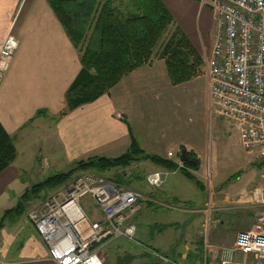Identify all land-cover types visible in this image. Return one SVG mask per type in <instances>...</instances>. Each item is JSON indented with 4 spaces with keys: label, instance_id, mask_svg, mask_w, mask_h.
Instances as JSON below:
<instances>
[{
    "label": "crops",
    "instance_id": "1",
    "mask_svg": "<svg viewBox=\"0 0 264 264\" xmlns=\"http://www.w3.org/2000/svg\"><path fill=\"white\" fill-rule=\"evenodd\" d=\"M161 2L175 26L202 59L205 70V61L211 55L215 38V16L199 0ZM8 34L18 40V49L0 82V125L12 139L17 155L11 165L0 173V199L7 197L13 187L21 184L19 174L25 170H17L16 164L30 163L29 176L36 178L45 174L47 169H71L76 162L92 158L114 159L128 150L131 133L145 154L173 162L176 169L168 170L149 161H139L134 163L133 175L117 170L108 174L97 173L106 178L109 173L112 174L113 178L108 179L140 195L136 211L129 218L135 225L136 243H129L143 254L169 258L171 261L168 264H205L206 253L202 255L196 244L209 243V237H212V244L218 247L228 231L234 242L237 232L252 229L244 226L233 231L228 219H216L218 208L223 209L224 203L239 204L237 208L231 206L230 211L239 220L242 219L250 212L247 207L249 194L245 195L241 188L232 187L224 193L221 180H218L217 186L215 175L216 192L213 195L207 193L205 184L208 185L212 177L206 182L204 176L207 168L211 170V165L204 166L201 156L209 149L213 151V148L206 138L199 146L180 137L167 139L164 133L166 128L156 130L147 124L143 126L145 122L154 120V108L160 105V100L166 106L165 101L171 95L172 88L186 84H170L164 60L153 57L95 102L60 117L65 109V94L81 70L80 53L48 1L0 0V43ZM202 90L210 120L208 80L202 85ZM183 150L199 161L198 171L189 172L201 183L202 189L184 178L179 170L177 161ZM169 153L172 158H168ZM41 168L45 169L41 171ZM154 171L164 174L163 184L158 189L148 187L144 181L145 176ZM128 176L133 180L129 181ZM62 187L41 193L25 205L22 214H7L9 219L3 221L0 228V259L3 264H56L50 259L46 244L27 214L30 211L41 212L46 198L58 196ZM78 205L90 222L101 220V214L91 197L81 198ZM14 207L2 211V216ZM210 227L211 234L208 236ZM205 235L208 239H205ZM118 241L128 242L119 239L103 247L108 252ZM160 250L169 256L161 255Z\"/></svg>",
    "mask_w": 264,
    "mask_h": 264
},
{
    "label": "built area",
    "instance_id": "2",
    "mask_svg": "<svg viewBox=\"0 0 264 264\" xmlns=\"http://www.w3.org/2000/svg\"><path fill=\"white\" fill-rule=\"evenodd\" d=\"M199 1L216 23L211 55L205 61L209 113L229 123L242 150L253 157L260 181L248 196L258 208L256 230L237 232L233 247L222 248L219 260L210 264H264V0ZM17 49L12 34L0 43V82ZM144 181L158 189L164 174L151 172ZM86 196L100 212V221L90 222L79 207ZM139 200L135 191L96 173H84L66 182L58 196L46 198L41 212L30 211L27 218L56 264H103L101 248L109 241L136 243L135 225L128 218ZM1 247L0 239V254Z\"/></svg>",
    "mask_w": 264,
    "mask_h": 264
},
{
    "label": "trees",
    "instance_id": "3",
    "mask_svg": "<svg viewBox=\"0 0 264 264\" xmlns=\"http://www.w3.org/2000/svg\"><path fill=\"white\" fill-rule=\"evenodd\" d=\"M47 1L80 53L81 70L65 94V109L60 117L95 102L153 57L164 60L173 86L199 76L202 59L175 26L161 0ZM16 155L12 139L0 125V173L11 165ZM186 156L190 162H182L183 168L179 170L184 178L201 188V183L189 172L198 171L199 161L191 153H186ZM139 161H149L168 170L176 169L173 162L145 154L130 133L129 149L122 156L80 161L66 172L46 177L26 189L17 205L4 216L24 213L27 203L41 193L64 185L77 172L93 170L107 173ZM229 182L230 179L226 185ZM2 225L3 221H0V228Z\"/></svg>",
    "mask_w": 264,
    "mask_h": 264
},
{
    "label": "rangeland",
    "instance_id": "4",
    "mask_svg": "<svg viewBox=\"0 0 264 264\" xmlns=\"http://www.w3.org/2000/svg\"><path fill=\"white\" fill-rule=\"evenodd\" d=\"M199 71V79L191 83H186L182 86L175 87L174 89L172 88L171 95H169L165 101L166 106H163L162 100H160V105L154 108V113L152 115L154 120L145 122L143 126H146L147 124V126L156 130L166 128L164 133L165 136H167V139H176L177 137H180L185 141H189L192 144H198L199 146H202L206 138V142L210 144L211 149L213 148V151L209 149V151L207 150L203 156H201L204 160L202 162L204 166L211 165V170L207 168V173L204 176V178H207L206 182L208 181L209 177H212L211 181H208L211 186L209 184H205L207 187V193L213 195L216 192L213 181L215 175L216 183H218L217 186H219L218 180H221L220 186L224 193L229 191V188L232 187V189L241 188L243 189L242 191L245 192V195H248L253 191V189L260 186L258 168L256 167L257 165L254 163L253 157L245 154V152L242 150L239 145L237 134L231 130L229 125L215 116L211 117L210 113V120L208 119L205 107V97L202 90V85L207 83L204 64L201 66ZM210 155L211 157L209 158L208 156ZM206 158L208 159L207 162ZM209 160H211V164H209ZM215 162L217 163L215 164ZM134 163L135 162L131 163L127 168L114 170H117L122 174L127 173L133 175L135 166ZM38 166V169H40V164ZM15 168H17V170H25V172L20 171L19 182L21 184L13 187L10 194L8 193L7 197L3 196V198L0 199V221H8L9 218L7 216H2V211L16 206L20 200V196L26 189H29L32 185L38 183L40 180L48 176H52L59 172H66L70 169L64 168L60 171L47 169L45 174L43 173L40 176H36V178H34L33 176H29L30 163H18L16 164ZM44 169L45 168H41V171ZM84 173L97 174V172L89 170L77 172L73 176ZM107 176V178H113V175L110 173ZM227 178H230V186L226 185ZM129 179L130 177L128 176V180ZM202 188L203 187L200 189ZM231 206H235V208H237L240 205H227L224 203L222 206L223 209L218 208L219 212L217 213L218 216H216V219L218 221L220 219H228L233 226V231L238 227L244 226L251 227L252 229L256 230L254 228L253 214L257 212V206L248 203L247 207L249 208L248 211L250 212L240 220L233 211H230ZM204 208L206 209V207ZM133 215H129V218ZM210 217L213 219V216ZM171 231H173V229H171ZM209 234H211V227L207 232L208 236ZM208 236H206L205 239H208ZM209 239V243L204 241L199 245L196 244V246L201 250L202 255L206 253L207 257H205V260H208L210 263H215L218 261L217 256L222 251V248H231L234 244L230 231L224 234L220 244L221 246L216 247V245L212 244V237H209ZM169 243H166V245H169ZM105 248H101L104 259L103 264H168L166 262L167 258L152 257L148 255V253L143 254L136 246L129 243V241H118L112 249L108 250V252L107 249L105 250ZM160 254L166 257L169 256L168 254L164 253L163 250H160ZM167 260L171 261L169 258ZM239 261L240 255L237 256V262L240 263Z\"/></svg>",
    "mask_w": 264,
    "mask_h": 264
},
{
    "label": "water",
    "instance_id": "5",
    "mask_svg": "<svg viewBox=\"0 0 264 264\" xmlns=\"http://www.w3.org/2000/svg\"><path fill=\"white\" fill-rule=\"evenodd\" d=\"M180 159L182 162H190V159L186 156V151H182L180 154Z\"/></svg>",
    "mask_w": 264,
    "mask_h": 264
}]
</instances>
